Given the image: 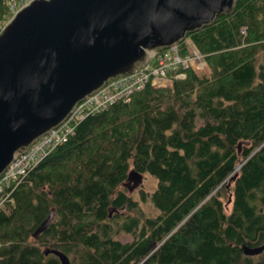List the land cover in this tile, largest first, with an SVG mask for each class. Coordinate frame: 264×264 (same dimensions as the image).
Masks as SVG:
<instances>
[{"label":"trees","instance_id":"1","mask_svg":"<svg viewBox=\"0 0 264 264\" xmlns=\"http://www.w3.org/2000/svg\"><path fill=\"white\" fill-rule=\"evenodd\" d=\"M11 8L0 0V22ZM187 37L210 76L181 67L78 121L1 207L0 264H61L51 249L71 264H264L247 251L264 243V0ZM130 168L156 178L150 193L120 188Z\"/></svg>","mask_w":264,"mask_h":264},{"label":"water","instance_id":"2","mask_svg":"<svg viewBox=\"0 0 264 264\" xmlns=\"http://www.w3.org/2000/svg\"><path fill=\"white\" fill-rule=\"evenodd\" d=\"M236 2L30 0L19 7L0 30V173L105 80L142 65L148 50L180 43L233 12ZM141 182L142 173L131 168L123 183L132 190ZM53 216L51 210L33 235ZM51 251L71 264L63 251Z\"/></svg>","mask_w":264,"mask_h":264},{"label":"built area","instance_id":"3","mask_svg":"<svg viewBox=\"0 0 264 264\" xmlns=\"http://www.w3.org/2000/svg\"><path fill=\"white\" fill-rule=\"evenodd\" d=\"M30 0H20V6ZM244 32V29H242ZM185 41V40H184ZM174 44L167 48L148 50L142 65L131 72L105 80L96 90L78 101L65 119L56 127L36 138L22 152L18 153L0 173V209L7 201H12V192L18 182L35 163L59 144L65 142L74 132L75 126L84 116L100 111L118 100H127L131 94L143 88L148 82L163 83L169 76H184L181 67L194 70L207 65L204 55L195 47L183 54ZM171 80V79H170Z\"/></svg>","mask_w":264,"mask_h":264},{"label":"rangeland","instance_id":"4","mask_svg":"<svg viewBox=\"0 0 264 264\" xmlns=\"http://www.w3.org/2000/svg\"><path fill=\"white\" fill-rule=\"evenodd\" d=\"M10 4H11V7H12L11 8V12L12 13L7 16L5 21H1L0 22V30L5 25V23L13 16L14 12L19 8L20 0H10ZM191 42H193V41L191 40L190 37H186L185 38L186 47L190 51H191L192 48H194L192 46ZM195 71L198 74H200L202 77H204V78L210 76V70H209V67L207 65L203 66L202 68L196 69ZM175 77H182V76H175ZM170 79H171V76H169L168 80H164L163 83L161 82L158 85H171L172 84V80H170ZM156 182H157V180H156V178L153 175H151L148 172H145V173H142V182H141V184L139 186L135 187L132 190H128L127 186L124 185V183H123V184L120 185V188L125 189V191L128 194H130L131 197H133L134 199H138L141 189L146 191V192H148V193H150L154 189V187L156 185ZM146 196L147 197L140 202V206L143 208V210L145 212L156 213L157 209L154 208L153 203L151 201V198L148 195H146ZM230 197H231L230 189H228L226 192H224L222 194V197H221L223 199V201L225 202L226 206L228 207L227 209H229V207H230ZM119 235L121 236V238H130L131 237V235L129 233H126L124 231H120Z\"/></svg>","mask_w":264,"mask_h":264},{"label":"bare ground","instance_id":"5","mask_svg":"<svg viewBox=\"0 0 264 264\" xmlns=\"http://www.w3.org/2000/svg\"><path fill=\"white\" fill-rule=\"evenodd\" d=\"M148 53H149V51H148ZM148 53H147V54H148Z\"/></svg>","mask_w":264,"mask_h":264}]
</instances>
